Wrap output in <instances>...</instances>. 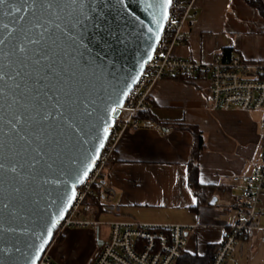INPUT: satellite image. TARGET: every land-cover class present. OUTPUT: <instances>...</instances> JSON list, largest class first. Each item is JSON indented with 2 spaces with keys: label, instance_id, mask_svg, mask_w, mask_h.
Here are the masks:
<instances>
[{
  "label": "water",
  "instance_id": "95a60500",
  "mask_svg": "<svg viewBox=\"0 0 264 264\" xmlns=\"http://www.w3.org/2000/svg\"><path fill=\"white\" fill-rule=\"evenodd\" d=\"M170 6L166 15L162 0H9L0 8V264H36L52 241Z\"/></svg>",
  "mask_w": 264,
  "mask_h": 264
},
{
  "label": "crops",
  "instance_id": "0c3cea01",
  "mask_svg": "<svg viewBox=\"0 0 264 264\" xmlns=\"http://www.w3.org/2000/svg\"><path fill=\"white\" fill-rule=\"evenodd\" d=\"M195 10L188 41L175 56L202 64L235 56L264 62V14L256 7L246 0H196ZM208 87L207 78L195 75L158 82L150 96L153 119L123 135L106 169V184L115 191L106 222L196 225L182 254L200 264H208L227 229L244 217L229 203V194L243 188L232 177L252 174L264 142V110L211 111ZM194 152L198 186L189 178ZM261 208L264 228V197ZM81 234L82 249L73 253ZM63 236L50 249L59 264H92L103 242L90 229L71 228ZM260 236L256 231L241 241L227 264H264Z\"/></svg>",
  "mask_w": 264,
  "mask_h": 264
},
{
  "label": "built area",
  "instance_id": "2783aa9c",
  "mask_svg": "<svg viewBox=\"0 0 264 264\" xmlns=\"http://www.w3.org/2000/svg\"><path fill=\"white\" fill-rule=\"evenodd\" d=\"M195 2L172 0L163 34L151 60L127 95L115 123L109 128L102 153L77 188L70 209L36 264H58L52 260L50 249L68 229L101 225H107L109 233L92 264H174L185 250L188 233L196 225L144 223L129 219L104 222L95 218V209L87 205L86 200L94 193L95 187H100V197L105 203H111L115 198V191L106 184L107 165L123 135L144 125L145 121L139 115L150 111V96L158 82L200 74L209 83L208 104L211 111L240 109L258 112L264 109V62H247L235 56L228 62L216 59L210 64H202L174 55V49L188 41L198 15ZM232 181L243 188L239 193L229 194V203L232 208L244 211V217L227 229L213 252L210 264H227L237 251L238 244L248 240L256 231L261 232L260 240L264 242V228L259 224L263 214L264 142L252 174L233 176ZM232 262L239 264L237 260Z\"/></svg>",
  "mask_w": 264,
  "mask_h": 264
},
{
  "label": "trees",
  "instance_id": "16d2710c",
  "mask_svg": "<svg viewBox=\"0 0 264 264\" xmlns=\"http://www.w3.org/2000/svg\"><path fill=\"white\" fill-rule=\"evenodd\" d=\"M249 4H251L252 6L256 7L262 14H264V7L263 4L260 0H246ZM196 76H201L200 74H197ZM188 76H178L174 79L177 80H185ZM139 118L143 119L144 121H148V120H152L153 117L150 114V111H147L145 113H141L139 115ZM199 147L202 148L201 146V137H199ZM195 162V164H194ZM190 173H189V178H190V183L193 185L198 186V180H197V175H198V165L196 164V153L194 152L192 154V162L190 165ZM100 187H95L94 189V193L90 196H88L87 200H86V204L87 205H91L94 207L95 209V218H99L103 215H107L109 213L112 212L111 207H110V203H105L101 197H100ZM61 240V239H60ZM59 239L57 240V242L60 241ZM179 260V264L183 263V264H200L197 260L193 259L191 256L189 255H185L182 254L179 256V258L177 259ZM176 260V261H177ZM211 260L208 262V264H210Z\"/></svg>",
  "mask_w": 264,
  "mask_h": 264
},
{
  "label": "rangeland",
  "instance_id": "374dc122",
  "mask_svg": "<svg viewBox=\"0 0 264 264\" xmlns=\"http://www.w3.org/2000/svg\"><path fill=\"white\" fill-rule=\"evenodd\" d=\"M264 110V109H263ZM110 207H112L111 206V204H110ZM100 218V220L101 221H108L109 219H110V216L109 215H104V216H102V217H99ZM81 229V228H80ZM82 229H90V230H95L96 232H97V236H98V238L100 239V241H105L106 239H107V237H108V233H109V229H108V226L107 225H101V226H96V227H94V228H91V227H89V228H82ZM69 230V229H68ZM67 230V231H68ZM66 231V232H67ZM65 232V233H66ZM65 233H64V235H65ZM63 237L64 236H61L60 238H59V242H55V247H58V246H61L62 244H63ZM84 238V236H83V234H81L80 235V239H79V241H78V243H77V245H74L73 246V253L76 251V250H79V249H82L81 248V246H82V244H81V246H80V243H82L81 242V240ZM55 249V248H54ZM98 249V248H97ZM54 251V250H53ZM50 256H51V258H52V260L55 262V263H58V261L57 260H55L54 258H53V252H50ZM74 256V255H73ZM72 256V257H73ZM77 257V256H76ZM79 260V259H78ZM59 264V263H58Z\"/></svg>",
  "mask_w": 264,
  "mask_h": 264
},
{
  "label": "snow or ice",
  "instance_id": "6c2138e0",
  "mask_svg": "<svg viewBox=\"0 0 264 264\" xmlns=\"http://www.w3.org/2000/svg\"><path fill=\"white\" fill-rule=\"evenodd\" d=\"M72 2L75 4V3H78V0H72ZM157 2H160V0H157ZM162 3H163V6L165 7V15H166V9H167L168 6H170V5L172 4V0H162ZM8 4H9V0H0V8H3V7H5V6H7ZM32 4H33V5H36V0H32ZM45 7H46L49 11H51L52 14H54V2L47 3V4L45 5ZM16 11H19V9H16ZM35 11H36V7L33 8V12H34V13H35ZM5 14H7V13H5ZM3 27L6 28L7 25H3ZM18 51H19L21 54L26 55V48H25L23 45H21V46L19 47ZM3 78H4V77H3L2 75H0V80H2ZM47 118H48V117L46 116L45 119H47ZM17 120H18V123H19V122H20L19 118H17ZM13 129H14V130H17L15 125H13ZM2 168H3V165L0 164V169H2ZM11 171L15 172V171H16L15 167H13V168L11 169ZM4 207H7V205H4Z\"/></svg>",
  "mask_w": 264,
  "mask_h": 264
},
{
  "label": "flooded vegetation",
  "instance_id": "af4514ba",
  "mask_svg": "<svg viewBox=\"0 0 264 264\" xmlns=\"http://www.w3.org/2000/svg\"><path fill=\"white\" fill-rule=\"evenodd\" d=\"M103 243V242H102ZM102 245V244H101Z\"/></svg>",
  "mask_w": 264,
  "mask_h": 264
}]
</instances>
